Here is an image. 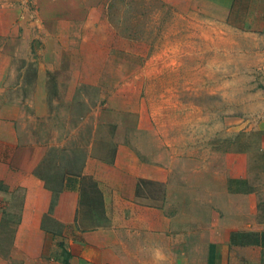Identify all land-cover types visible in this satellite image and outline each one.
<instances>
[{"label": "crops", "instance_id": "crops-1", "mask_svg": "<svg viewBox=\"0 0 264 264\" xmlns=\"http://www.w3.org/2000/svg\"><path fill=\"white\" fill-rule=\"evenodd\" d=\"M18 74L0 50V264H264V103L232 149L198 153L144 115L104 155L94 132L53 168L37 132L45 73L5 82Z\"/></svg>", "mask_w": 264, "mask_h": 264}, {"label": "rangeland", "instance_id": "rangeland-1", "mask_svg": "<svg viewBox=\"0 0 264 264\" xmlns=\"http://www.w3.org/2000/svg\"><path fill=\"white\" fill-rule=\"evenodd\" d=\"M4 2L0 50L19 69L5 82L30 86L34 70L45 73L37 132L54 144L51 167L63 150L85 157L94 132L104 155L116 134L150 120L198 153L252 131L264 103V0Z\"/></svg>", "mask_w": 264, "mask_h": 264}]
</instances>
